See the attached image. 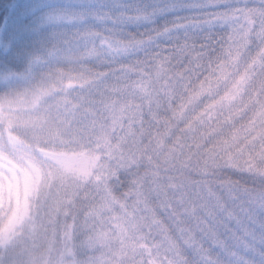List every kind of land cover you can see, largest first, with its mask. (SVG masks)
Wrapping results in <instances>:
<instances>
[{"label": "clouds", "instance_id": "1", "mask_svg": "<svg viewBox=\"0 0 264 264\" xmlns=\"http://www.w3.org/2000/svg\"><path fill=\"white\" fill-rule=\"evenodd\" d=\"M0 264H264V0H0Z\"/></svg>", "mask_w": 264, "mask_h": 264}]
</instances>
